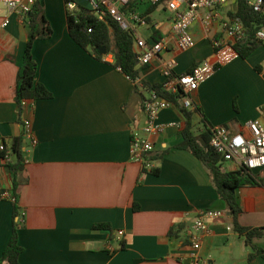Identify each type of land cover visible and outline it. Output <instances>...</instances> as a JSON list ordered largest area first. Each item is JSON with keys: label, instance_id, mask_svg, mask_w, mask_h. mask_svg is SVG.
<instances>
[{"label": "crops", "instance_id": "1", "mask_svg": "<svg viewBox=\"0 0 264 264\" xmlns=\"http://www.w3.org/2000/svg\"><path fill=\"white\" fill-rule=\"evenodd\" d=\"M39 1L51 35L33 42L35 81L51 97L24 98L21 110L15 84L27 19L21 21L0 2V143L9 145L22 136L24 151L15 188L16 216L10 195L13 175L0 159V257L16 223L19 264H193L186 231L201 211L211 209L222 215L204 218L208 230L200 240V259L207 264H264L260 254L248 262L251 247L233 229L211 175L193 153L179 147L185 126L179 109L172 103L161 109L156 122L162 131L147 134L141 103L148 89L113 67L111 53L99 60L70 37L64 0ZM235 10L236 1L212 8L217 16L209 25L200 10L189 27L194 47L179 50L171 42L149 64H137L140 79L163 84L161 64L170 57L176 61L175 75L213 61V41L227 40L220 23ZM143 12L158 22L153 37L171 34L173 13L164 4L149 5ZM5 18L8 23L2 26ZM140 28L144 37L152 35ZM258 31L264 34V25ZM258 40L248 56L217 66L189 93L194 105L186 109L192 112L194 135L205 124L242 131L249 120H264V35ZM26 119L35 143L24 134ZM134 132L153 145L151 167L131 158ZM221 166L237 171L233 162L222 161ZM253 173L261 177L260 184L234 190L240 207L236 221L261 228L252 242L264 249V168Z\"/></svg>", "mask_w": 264, "mask_h": 264}, {"label": "built area", "instance_id": "2", "mask_svg": "<svg viewBox=\"0 0 264 264\" xmlns=\"http://www.w3.org/2000/svg\"><path fill=\"white\" fill-rule=\"evenodd\" d=\"M36 0H0L8 12L15 13L24 21ZM229 1L236 0H90L92 8L98 19H111L122 29L131 30L134 36V51L137 62L141 65L149 64L158 58L162 51L173 42L179 50H188L195 45V41L189 32L190 25L200 18V10H205L201 20L205 25H209L216 18V13L212 8L220 6ZM248 5L255 11L264 15V0H247ZM151 6L164 4L165 8L173 13L171 34L154 39L153 33L158 28V22L150 19L145 12L139 11L141 4ZM69 13L77 10V2L70 0L66 3ZM8 20L2 22L5 26ZM221 32L227 40H214L215 46L214 60H204L193 66L189 72L178 75L173 74V67L176 64L175 58L170 57L161 64V73L165 77L163 87L171 92L181 90L183 95L180 98L182 106L191 108L194 103L189 93L196 90L201 82L207 80L217 66L228 63L238 54L233 48L236 41L246 37L245 27L239 18H230L221 21ZM138 27L147 28L152 31V35L144 37L136 30ZM90 31V29H89ZM263 32L257 31L256 37L262 38ZM136 83L140 79L135 80ZM171 102L159 97L153 90H148V95L143 98L141 106L146 116V124L143 130L147 134L161 132L163 125L156 122L159 111ZM24 134L32 143L33 138L31 124L29 120L23 121ZM209 145L219 154L222 161L233 162L237 170L247 169L254 172L264 168V120L252 119L245 123L242 131H233L226 125H214L209 129ZM153 149L151 141L147 137L134 132L131 138V158L136 161L147 162L144 154H149ZM0 159L4 164L12 159L11 151L6 149L4 143H0ZM219 210H204L191 224L186 231V237L190 241L193 264H207L206 260H201L198 255L200 240L202 235L208 230V225L204 221L207 217L221 216ZM119 234L122 231L118 232Z\"/></svg>", "mask_w": 264, "mask_h": 264}, {"label": "trees", "instance_id": "3", "mask_svg": "<svg viewBox=\"0 0 264 264\" xmlns=\"http://www.w3.org/2000/svg\"><path fill=\"white\" fill-rule=\"evenodd\" d=\"M67 3L70 0H64ZM231 18H239L246 32L243 40L236 41L233 48L238 56L245 58L253 49L261 43L256 37L259 27L264 25V15L255 12L247 0H236V10L230 14ZM27 39L24 49L23 62L18 68L15 84V101L19 109L21 100L24 98H49L51 93L41 84L35 81L37 64L32 56V45L36 39L47 38L51 35V28L44 18L43 9L39 0L33 4L30 12L27 14ZM66 23L70 37L83 49L89 51L95 58L101 60L103 55L96 52L95 48L104 46L106 54L111 53L113 61L111 65L119 68L133 82L140 79L139 69L137 68V57L134 51V36L131 30L122 29L115 21L111 19H98L93 9L85 8L77 3V10L74 13L66 11ZM90 29V31H89ZM154 39H159L158 35ZM141 86L148 90H153L159 97L174 104L181 112L185 126L182 131V142L179 147L193 153L205 166L211 175L213 185L219 197L225 202L226 207L233 218V229L245 237V242L250 245L251 252L247 260L250 262L256 255L264 257V249L255 245L252 241L259 236L261 228H248L238 224L236 216L240 212L237 204L234 190L241 186H253L261 183V177L256 176L247 169L237 171H225L221 166L219 154L209 145L210 126L204 125V131L196 136L193 132L191 120L192 112L179 105V100L183 95L181 90L171 92L163 87L162 84L148 82L140 79ZM196 109V108H194ZM21 110V109H20ZM204 119V118H203ZM6 145V144H5ZM23 137L13 138L6 149L11 151L12 159L6 163L8 170L13 175L11 197L13 198V216L18 213L16 203L15 188L17 187V172L22 169L24 158ZM144 158L150 161L151 155L144 154ZM156 171V170H151ZM102 227L105 224H97L95 227ZM18 225L15 223L12 228L10 239L0 257V264H19L18 257L22 247L17 242Z\"/></svg>", "mask_w": 264, "mask_h": 264}, {"label": "water", "instance_id": "4", "mask_svg": "<svg viewBox=\"0 0 264 264\" xmlns=\"http://www.w3.org/2000/svg\"><path fill=\"white\" fill-rule=\"evenodd\" d=\"M74 1H76L79 5H81V6L85 7V8H88V9L92 8L90 0H74ZM95 50L100 55H105L106 54V50H105L104 46L96 47Z\"/></svg>", "mask_w": 264, "mask_h": 264}, {"label": "rangeland", "instance_id": "5", "mask_svg": "<svg viewBox=\"0 0 264 264\" xmlns=\"http://www.w3.org/2000/svg\"><path fill=\"white\" fill-rule=\"evenodd\" d=\"M149 7V4H147V3H145V4H141L140 6H139V11H141V12H143L144 10H146L147 8ZM138 31H139V33L141 34V35H147L145 32H143V30L139 27L138 29H137Z\"/></svg>", "mask_w": 264, "mask_h": 264}]
</instances>
